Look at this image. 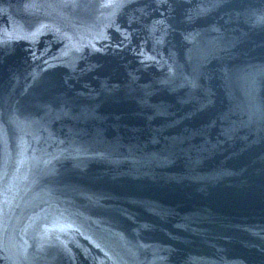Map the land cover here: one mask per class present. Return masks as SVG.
<instances>
[{
  "label": "water",
  "instance_id": "95a60500",
  "mask_svg": "<svg viewBox=\"0 0 264 264\" xmlns=\"http://www.w3.org/2000/svg\"><path fill=\"white\" fill-rule=\"evenodd\" d=\"M0 264H264V0H0Z\"/></svg>",
  "mask_w": 264,
  "mask_h": 264
}]
</instances>
